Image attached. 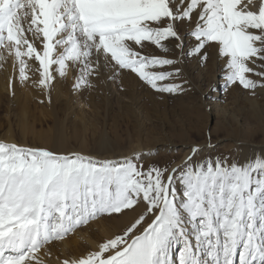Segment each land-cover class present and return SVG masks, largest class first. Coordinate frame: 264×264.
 <instances>
[{
	"label": "snow or ice",
	"instance_id": "snow-or-ice-1",
	"mask_svg": "<svg viewBox=\"0 0 264 264\" xmlns=\"http://www.w3.org/2000/svg\"><path fill=\"white\" fill-rule=\"evenodd\" d=\"M210 50L225 90L264 89V0H0V61L12 57L21 84L34 61L49 93L71 71L77 91L106 73L182 94L185 63ZM210 147L160 162L0 142V264H42L52 242L125 216L120 234L61 264H264V154L241 163Z\"/></svg>",
	"mask_w": 264,
	"mask_h": 264
},
{
	"label": "rangeland",
	"instance_id": "rangeland-1",
	"mask_svg": "<svg viewBox=\"0 0 264 264\" xmlns=\"http://www.w3.org/2000/svg\"><path fill=\"white\" fill-rule=\"evenodd\" d=\"M210 53L203 66L195 61L185 63L184 76L190 84L186 92L174 96L156 93L133 76L114 83L106 73L93 78V87L77 91L71 71L65 78L57 75L49 93L38 86L37 63L29 61L30 79L21 84L12 57L4 53L7 59L0 61V142L97 159L143 151L158 153L152 159L160 162H179L188 147L198 142L211 145L205 155L210 152L238 161L241 142L264 147V89L258 88L254 95L237 86L225 90L222 65ZM131 220L132 216L99 219L78 229H88L92 242L71 254H87L96 244L120 234ZM51 244L59 256L56 261L50 256L45 264L67 258L60 253V241Z\"/></svg>",
	"mask_w": 264,
	"mask_h": 264
},
{
	"label": "bare ground",
	"instance_id": "bare-ground-1",
	"mask_svg": "<svg viewBox=\"0 0 264 264\" xmlns=\"http://www.w3.org/2000/svg\"><path fill=\"white\" fill-rule=\"evenodd\" d=\"M214 97H216V96H214ZM222 112H225V111L222 110ZM224 115H226V114H224ZM234 115H235V110H234V114L231 116L234 118ZM243 126L244 125L242 122L240 127L242 128ZM243 131L244 130L241 129V133ZM242 135L244 136V134H242ZM243 138L245 140L250 139V137H246V136ZM240 145L242 146V151H241V155H240V158L238 159V161H240L241 163L248 160L249 158H253L255 156H259L261 154H264V147L263 146L250 145V144L242 143V142L240 143ZM84 231H86L87 233H85ZM88 233H89L88 229L83 230V231L77 230L74 233V235H75L74 237H71L70 239L65 238L64 240L60 241V245H59L60 253L63 254L64 256H67L68 259L79 258L78 256L72 255L71 253L83 251L84 248L87 249V247H88L87 244L90 243V241H91V234H88ZM94 244H96V243H94ZM50 245H52V244L47 245L38 254L41 257L42 264H45L46 261H50V260H48L50 256H51L50 258H53L55 261H56V259H58L59 255H56L58 252L55 253L53 247L52 246L50 247ZM90 245H93V244H90ZM61 261H62V259L57 260L58 264H61Z\"/></svg>",
	"mask_w": 264,
	"mask_h": 264
}]
</instances>
